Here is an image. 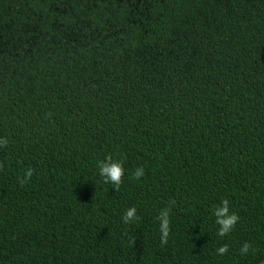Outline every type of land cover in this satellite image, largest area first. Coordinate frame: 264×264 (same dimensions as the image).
Instances as JSON below:
<instances>
[{
  "label": "trees",
  "instance_id": "obj_1",
  "mask_svg": "<svg viewBox=\"0 0 264 264\" xmlns=\"http://www.w3.org/2000/svg\"><path fill=\"white\" fill-rule=\"evenodd\" d=\"M0 138V264H264V0H0Z\"/></svg>",
  "mask_w": 264,
  "mask_h": 264
},
{
  "label": "clouds",
  "instance_id": "obj_2",
  "mask_svg": "<svg viewBox=\"0 0 264 264\" xmlns=\"http://www.w3.org/2000/svg\"><path fill=\"white\" fill-rule=\"evenodd\" d=\"M7 144V140L0 138V147H3ZM98 175L102 178L103 183H111L114 190H119L121 184V177L124 174V167L121 160H114L111 155L105 156L103 160L97 161ZM32 169L29 168L24 174V178L20 180V183L26 182L32 176ZM144 175V169L142 167L136 168L132 178L139 179ZM169 211L170 209L165 208L161 209L157 219L159 220V231H160V242L161 244H166L168 235H169ZM215 216V223L219 225L217 235L224 237L227 235L239 217L234 213L229 211V202L227 200H221L219 206L214 207L213 213ZM139 217L136 215V209L131 207L126 210L125 214L122 217L124 223H131L134 220H138ZM250 245L245 242L240 248V254L246 255L249 252ZM228 250L227 245L220 246L216 249L217 255H224Z\"/></svg>",
  "mask_w": 264,
  "mask_h": 264
}]
</instances>
